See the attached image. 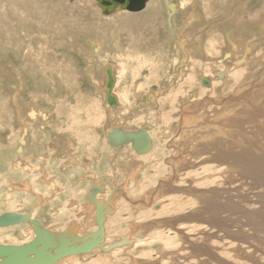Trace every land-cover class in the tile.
<instances>
[{
    "label": "rangeland",
    "instance_id": "374dc122",
    "mask_svg": "<svg viewBox=\"0 0 264 264\" xmlns=\"http://www.w3.org/2000/svg\"><path fill=\"white\" fill-rule=\"evenodd\" d=\"M47 1L0 0V216L78 238L98 229L87 197L104 186L102 245L125 244L56 264H264V0H148L110 16L93 0ZM153 2L148 23L124 21ZM118 127L155 151L108 168Z\"/></svg>",
    "mask_w": 264,
    "mask_h": 264
},
{
    "label": "water",
    "instance_id": "95a60500",
    "mask_svg": "<svg viewBox=\"0 0 264 264\" xmlns=\"http://www.w3.org/2000/svg\"><path fill=\"white\" fill-rule=\"evenodd\" d=\"M101 10L102 15L107 16L115 10H127L129 12H139L144 9L147 0H94ZM111 67L105 69L104 73L107 74V79L104 85L106 90V104L109 106H117L115 96L112 94L113 87V74ZM221 76V74H218ZM204 82V81H203ZM115 135L119 137L115 138ZM124 141H123V139ZM108 142L112 146L126 145L131 143V147L137 155H145L149 152L152 146L146 132L142 130L127 131L122 133L120 128L113 129L107 135ZM98 190H93L90 197H87L88 201H94V193ZM100 191V190H99ZM104 211L97 205L95 214V223L97 230L91 234L89 239L82 241L75 245L74 241H69L68 238L62 235L56 236L54 233L47 229H40L39 222L37 220H30L29 214L18 215L14 213L5 214L0 217V227H7L10 224L19 223L29 220L35 237L27 242L25 245H1L0 244V264H53L61 258L91 253L96 248H102V237L104 222Z\"/></svg>",
    "mask_w": 264,
    "mask_h": 264
},
{
    "label": "bare ground",
    "instance_id": "6f19581e",
    "mask_svg": "<svg viewBox=\"0 0 264 264\" xmlns=\"http://www.w3.org/2000/svg\"><path fill=\"white\" fill-rule=\"evenodd\" d=\"M15 2L12 4V6H13V9L14 10H16L17 8L19 9V4H20V2L22 3V7H21V9H23V7H26L25 5H23L24 3H26V2H22V0H14ZM28 1V0H27ZM31 2L32 1H30V4H31ZM147 2H148V0L146 1V5H147ZM36 3V2H35ZM93 4H95V6L99 9V11L101 12V10H100V8L98 7V5L96 4V2L93 0ZM35 4H33V6H34ZM41 5V4H40ZM146 5H145V7H146ZM32 6V5H31ZM43 6H45V7H49V8H51V4H50V0L49 1H47L46 3H45V5H43ZM30 7V6H29ZM36 7V6H35ZM144 7V8H145ZM170 6L168 5V8H169ZM58 8V6L56 5L55 6V9H57ZM63 8V12L64 13H67V14H72V12H74L75 11V7H72V8H69V9H67V8H65V7H62ZM167 8V7H166ZM54 9V10H55ZM154 10H155V3L153 2V4L152 5H150L149 6V8H148V10L145 12V13H143V14H141V16H139L138 18H126L124 21L125 22H127V21H129V22H131V23H135V24H140L141 22H146V23H148L149 22V18H150V16H151V14H153L152 16H154L155 14H154ZM50 11V10H49ZM124 11H127V10H124ZM124 11H122V10H115L114 12H112V13H110L111 15H114V14H116L117 12H124ZM129 12V11H128ZM48 13V12H47ZM132 13V12H131ZM56 14V13H55ZM110 14L108 15V16H110ZM19 15V14H18ZM23 15V14H22ZM33 15H35V16H37L38 14H33ZM69 15V16H70ZM52 16V15H51ZM58 16V15H57ZM61 16V15H60ZM239 16V15H238ZM30 17V16H29ZM17 18V17H16ZM16 18H14V19H16ZM64 18V17H63ZM19 19V18H18ZM51 20V19H50ZM55 20V19H54ZM123 20V19H122ZM17 21H20V20H17ZM59 21V20H58ZM57 21V22H58ZM65 21V20H64ZM78 21V20H77ZM55 22V21H54ZM56 23V22H55ZM167 23H168V20H167ZM76 24V23H75ZM55 25V24H54ZM63 25H64V23H63ZM67 25V24H66ZM71 26V25H70ZM133 26H135V25H133ZM167 26H168V28L170 29V25H168L167 24ZM2 29V28H1ZM171 34V33H170ZM112 69V68H111ZM112 74H113V87H112V94L115 96V98H116V101H117V106L119 105V102H118V99H117V96L114 94V90H113V88H114V86H115V82H116V75H115V73L113 72V70L112 71H110ZM118 72V71H117ZM124 72V71H123ZM105 76H106V79H107V74H105ZM105 82H106V80H105ZM139 85V84H138ZM139 89V88H138ZM140 90H141V87H140ZM139 91V90H138ZM107 93L108 92H106V96H107ZM106 99V98H105ZM106 101V100H105ZM107 105V104H106ZM110 106V105H109ZM112 107V106H111ZM114 107H116V106H114ZM33 113V112H32ZM38 113V112H37ZM30 116V115H29ZM41 116V115H40ZM31 117V116H30ZM187 122V121H186ZM118 128H120V127H118ZM113 129H116V128H111L109 131H108V133H107V135L113 130ZM121 131H122V133H127L126 131H124L123 129H120ZM147 134V133H146ZM116 137H119V135L117 136V135H115V138ZM149 137V136H148ZM123 139V138H122ZM150 139V138H149ZM123 141H124V139H123ZM151 141V140H150ZM152 142V146H151V149H152V147H153V141H151ZM25 144V143H24ZM112 146V145H111ZM123 145H120V146H118V147H114V148H120V147H122ZM124 147V146H123ZM150 149V150H151ZM149 150V151H150ZM18 163V162H17ZM140 167V166H139ZM21 169V170H27L28 169V167L27 166H24L22 163H19V164H16L15 166H14V170H18V169ZM87 171H88V173H89V171H90V169H89V167H87ZM28 170H30V169H28ZM137 170V169H136ZM91 174V173H90ZM90 176V175H89ZM130 180V179H129ZM131 183V184H130ZM48 184H50L51 185V189L53 190V191H56V185H55V183H53V181H49V183ZM53 184V185H52ZM129 184L130 185H133L134 183H133V181L131 180L130 182H129ZM16 186V185H15ZM19 187V186H18ZM23 188V187H22ZM28 188V185H25L24 186V189H27ZM94 190H98V191H96V192H102L100 189H97V188H94ZM100 190V191H99ZM93 191V189L91 190V192ZM103 191H105V190H103ZM56 193V192H55ZM89 194H92V193H89ZM94 195H95V193H94ZM89 197H90V195H89ZM94 200H95V198H94ZM90 202V209H91V211L92 212H94L95 211V213H96V207H97V205H101L102 203H100L99 202V204L97 203V202H94V204H93V202L91 203V201H89ZM108 203H109V200L107 199L106 200V203L105 204H107L108 205ZM93 209H94V211H93ZM10 213H16V212H12V211H9ZM51 215H56V213L55 212H52V213H50ZM3 215H5V214H3ZM3 215H1V216H3ZM0 216V217H1ZM30 218V220H32L31 219V217H29ZM26 221H28L29 222V220H26ZM25 221V222H26ZM19 223H21V222H19ZM19 223H15V224H19ZM30 223V222H29ZM15 224H10V225H15ZM31 224V223H30ZM7 227H9V226H7ZM73 227V226H72ZM102 228H103V224H102ZM2 231H4L3 229H0V232H2ZM58 233H61V232H55L54 233V235H56V236H60V235H58ZM95 233V232H94ZM91 234H93V233H89V234H86V235H84V236H81V237H78V238H75V237H71L72 235H73V233H72V231H69V230H66V233H63V234H61L63 237H66V238H68V240L69 241H76L75 242V245H78V243H80L81 241H82V238L83 237H85V240L86 239H89L91 236ZM32 235H33V237L30 239V240H28L27 239V233H26V238L21 242V243H18V244H12V243H9V244H3V243H0L1 245H25V244H27V242H29V241H31L33 238H34V232L32 233ZM8 238V237H7ZM27 239V241L24 243V241ZM103 239H104V228H103V237H102V243H103ZM102 243H101V245H102ZM125 244V242L124 241H122V242H120V243H117V244H113V246H109L108 247V249H105L104 247H103V245H102V248L103 249H100V250H102L103 252H109V251H111V250H113V248L114 247H117V246H122V245H124ZM96 250V249H95ZM94 251V250H93ZM89 254V253H88ZM79 255H85V254H79ZM79 255H71V256H79ZM67 257H70V256H67ZM67 257H64V258H67ZM61 259H63V258H61ZM60 261V260H59ZM59 261H57V262H59ZM57 262H55V263H53V264H56Z\"/></svg>",
    "mask_w": 264,
    "mask_h": 264
},
{
    "label": "crops",
    "instance_id": "0c3cea01",
    "mask_svg": "<svg viewBox=\"0 0 264 264\" xmlns=\"http://www.w3.org/2000/svg\"><path fill=\"white\" fill-rule=\"evenodd\" d=\"M115 73H116V72H115ZM116 77H117V73H116ZM114 94L117 96L118 102H120V101H119V98H120L119 95L116 94V92H114ZM123 130H124V129H123ZM124 131L127 132L128 130H124ZM107 133H108V132H107ZM110 146H111V145H110ZM123 146H124V147H123ZM123 146L120 147L119 149H118V148L116 149V148H114V147L112 146V147L114 148V149H113V150H114V151H113V155H111L113 159L111 158L110 163H109V165H108V168H109L111 162H113V164L116 165L117 163H115V162H118V161L120 160L121 157H125L126 159H128L129 157H131V154H128V153H127L128 155H127V154H126V155H125V154L122 155V153H123L125 150L128 151V149L131 151V153H132V151L134 152V150H133L132 147H131V143L129 142V143H127L126 145L124 144ZM152 148H153V147H152ZM151 150H152V151H155V149H151ZM151 150H150V151H151ZM150 151L147 152V153H145V154H148V153H151V152H152V151H151V152H150ZM132 155H133V153H132ZM134 155H135V156H133V157H135V158H143V157H145V155H137L135 152H134ZM136 156H139V157H136ZM141 160H142L141 162L143 163L144 160H143V159H141ZM89 169H90V171H89L88 174L92 173V168L89 167ZM111 170H112V172H111V178L114 177V178L116 179L115 181H117V179H118V178H116V177H117V176H116V170H117V167H113V168H111ZM111 170H110V171H111ZM90 176H92V178H93L94 180L96 179V177H98V178H99V177H100V178H101V177H102V178L105 177L104 179H100L102 182H104L103 180H105L106 182L111 181L110 176H108V175H106V174H103V175H95V176H94V174L92 173V174H90ZM96 181H97V180H95V182H96ZM97 182H98V181H97ZM101 184H102V183H101ZM98 189H100L102 192H100V193H99V192H96L94 196H96V195H98V194H104V193H105V191H103V190H105V187H104V186H102V187H100V188H98Z\"/></svg>",
    "mask_w": 264,
    "mask_h": 264
},
{
    "label": "flooded vegetation",
    "instance_id": "af4514ba",
    "mask_svg": "<svg viewBox=\"0 0 264 264\" xmlns=\"http://www.w3.org/2000/svg\"><path fill=\"white\" fill-rule=\"evenodd\" d=\"M18 170H20V171H22L20 168L18 169ZM98 189V188H97ZM10 212H8V213H5V214H9ZM15 214H18V215H23V216H25L26 214H21V213H15ZM26 223H28V221H22L21 223H19V224H15V225H22V224H26ZM9 226H13V225H9ZM4 228H9V227H0V229H4ZM26 235V234H25ZM24 234L23 235H20L19 237L22 239L21 241H23L25 238H26V236H25Z\"/></svg>",
    "mask_w": 264,
    "mask_h": 264
}]
</instances>
